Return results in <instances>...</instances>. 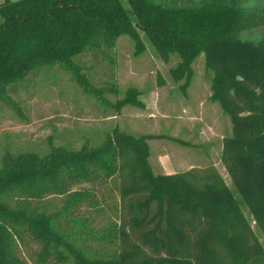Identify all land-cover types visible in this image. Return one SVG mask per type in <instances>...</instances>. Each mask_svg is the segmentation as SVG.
<instances>
[{
	"label": "trees",
	"instance_id": "obj_1",
	"mask_svg": "<svg viewBox=\"0 0 264 264\" xmlns=\"http://www.w3.org/2000/svg\"><path fill=\"white\" fill-rule=\"evenodd\" d=\"M236 0H5L0 5V100L16 95L45 68L65 70L101 105L102 118L128 105L145 108L141 91L123 98L114 78L122 35L145 51L142 31L166 59L180 58L174 78L193 76L205 57L212 100L229 116L221 162L239 198L214 165L155 175L149 141L117 128L101 143L50 144L46 153L5 151L0 166V264H264V245L248 229L243 208L264 232V0L252 10ZM88 57L89 60H84ZM108 75L99 83L93 74ZM60 208L47 202L78 186ZM114 186H113V185ZM116 199V220L92 227L105 209L99 190ZM107 212V211H106Z\"/></svg>",
	"mask_w": 264,
	"mask_h": 264
},
{
	"label": "rangeland",
	"instance_id": "obj_2",
	"mask_svg": "<svg viewBox=\"0 0 264 264\" xmlns=\"http://www.w3.org/2000/svg\"><path fill=\"white\" fill-rule=\"evenodd\" d=\"M5 0H0V5ZM238 4L255 10L263 0H236ZM125 3V8L129 9ZM175 4L186 7L201 5V0H174ZM264 34V26L258 32H249L248 38ZM145 45L142 54L137 53L135 40L129 35L120 36L115 45L114 80L120 94H107L115 100L123 98L131 88L141 91L139 99L145 108L128 105L118 117L104 120L101 105L93 95H87L71 80L69 73L58 67L45 68L38 76L31 77L18 94H12L15 106L0 100V166L5 151L18 153L33 151L46 153L50 144L69 145L80 148L86 142L101 143L117 128L120 132L140 135L168 136L188 142L182 145L170 139L149 141V164L155 175L181 173L190 168H205L214 165L225 180L227 187L239 195L221 162L223 139L232 134V124L219 104L212 100V74L205 67V57L201 55L193 63L192 79L185 87V78L177 81L172 73L180 63V58L172 54L163 57L140 31ZM89 60L85 57L84 60ZM102 69L93 74L95 82L107 80L108 75H100ZM203 117L207 124L201 126ZM195 120L194 125L189 122ZM113 185V184H112ZM114 186V185H113ZM88 190L97 192L93 184L78 186L66 196L47 199L54 206L64 208L74 192ZM100 201L105 209L96 215L92 227L101 229L113 223L117 201L108 190H99ZM107 211V212H106ZM248 229L264 245V232L257 225L251 213L243 208Z\"/></svg>",
	"mask_w": 264,
	"mask_h": 264
},
{
	"label": "crops",
	"instance_id": "obj_3",
	"mask_svg": "<svg viewBox=\"0 0 264 264\" xmlns=\"http://www.w3.org/2000/svg\"><path fill=\"white\" fill-rule=\"evenodd\" d=\"M203 123H205V124H203V125H201V126H217V120H216V122H214V124H212V125H210V124H207L206 122H205V120H204V117H203ZM189 124L190 125H194L195 124V120H191L190 122H189ZM191 169H193V168H190V169H188V170H185V172L186 171H189V170H191ZM184 172V171H183ZM165 175H173V174H176V173H164Z\"/></svg>",
	"mask_w": 264,
	"mask_h": 264
}]
</instances>
